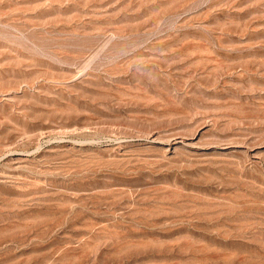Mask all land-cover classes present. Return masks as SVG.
I'll use <instances>...</instances> for the list:
<instances>
[{"label": "rangeland", "instance_id": "374dc122", "mask_svg": "<svg viewBox=\"0 0 264 264\" xmlns=\"http://www.w3.org/2000/svg\"><path fill=\"white\" fill-rule=\"evenodd\" d=\"M0 264H264V0H0Z\"/></svg>", "mask_w": 264, "mask_h": 264}]
</instances>
